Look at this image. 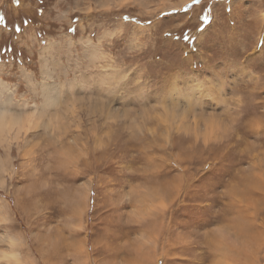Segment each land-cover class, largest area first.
Segmentation results:
<instances>
[{"label": "rangeland", "instance_id": "1", "mask_svg": "<svg viewBox=\"0 0 264 264\" xmlns=\"http://www.w3.org/2000/svg\"><path fill=\"white\" fill-rule=\"evenodd\" d=\"M0 107V264H264V0H0Z\"/></svg>", "mask_w": 264, "mask_h": 264}, {"label": "bare ground", "instance_id": "2", "mask_svg": "<svg viewBox=\"0 0 264 264\" xmlns=\"http://www.w3.org/2000/svg\"><path fill=\"white\" fill-rule=\"evenodd\" d=\"M95 75H96V73H94ZM105 74V73H104ZM100 75V74H99ZM123 76V75H122ZM101 77V76H100ZM98 78V77H97ZM103 77H101V78H99V79H102ZM125 79V78H124ZM127 79V78H126ZM137 79V78H136ZM102 80H104V78L102 79ZM107 80V79H106ZM114 80V79H113ZM105 81V80H104ZM107 81H109V80H107ZM113 82V81H112ZM108 83V82H107ZM123 83H124V81H123ZM111 84V83H110ZM110 86V85H109ZM112 86H113V84H112ZM95 87V86H94ZM98 87H101V86H98ZM54 89L55 88H53V91H54ZM89 89V88H88ZM91 89V88H90ZM93 89V88H92ZM103 89V88H102ZM50 90V89H49ZM95 91V90H94ZM47 92V91H46ZM50 92H51V90H50ZM63 92V91H62ZM68 92V95H69V92H72V90H68L67 91ZM65 93V92H64ZM95 93V92H94ZM105 93V92H104ZM134 93L136 94V95H134L135 97H134V99H133V101H136V102H138L140 105H142V103L144 102V94L145 93H143V92H140L139 90L137 91V93H136V91L134 90ZM133 93V94H134ZM73 94H74V96H75V93H71L70 95H72L73 96ZM43 95H44V93H43ZM51 95V94H50ZM54 95V94H53ZM91 95V94H90ZM95 95V94H94ZM45 96V95H44ZM92 96V95H91ZM60 97H62V96H60ZM100 98H101V96H99ZM92 98V97H91ZM51 99V98H50ZM82 99V98H81ZM74 100V99H73ZM100 101H102V100H100ZM157 101V100H156ZM52 102V101H51ZM47 103V102H46ZM53 103V102H52ZM77 104V103H76ZM76 104H74V105H76ZM139 104H137V105H139ZM74 105H72V106H74ZM71 106V107H72ZM71 109V108H70ZM74 114V113H73ZM88 114V113H87ZM89 115V114H88ZM164 117H166L165 115H164ZM169 118V117H168ZM184 118V117H183ZM169 119H171V117L169 118ZM167 120V119H166ZM170 121V120H169ZM169 121H167V122H169ZM4 122H6L8 125H11V124H13V125H19L20 123H22V119L21 118H15L14 116H11L8 112H7V110H6V107H4V108H2V107H0V132H2V131H7L8 132V134H11V131L9 130V129H7V128H5V127H2V125H3V123ZM166 124V123H165ZM165 124H164V126H165ZM174 124V123H173ZM129 125V124H128ZM129 127V126H128ZM168 127V126H167ZM26 128V130H25V132L26 131H28L29 129H30V126L28 125V126H26L25 127ZM131 128V127H130ZM173 128V127H172ZM132 129V128H131ZM125 130V129H124ZM170 130V129H169ZM13 131H14V129H13ZM18 133H19V130H16ZM173 131V130H172ZM168 132V131H167ZM172 133V132H171ZM130 134V133H129ZM132 135H135V134H133V131H132V133H131ZM176 134V133H175ZM140 135V134H139ZM15 136V135H14ZM18 136V135H17ZM21 137V136H20ZM103 151H104V149H103ZM102 152V151H101ZM146 183V182H145ZM149 183V182H148ZM146 185V184H145ZM144 187V186H143ZM141 188V187H140ZM142 193V192H141ZM141 195V194H140ZM146 197V196H145ZM168 203V202H167ZM166 203V204H167ZM171 203V202H170ZM169 204V203H168ZM254 206V205H253ZM168 207V206H167ZM253 208V207H252ZM254 209V208H253ZM19 240V239H18ZM20 242V241H19ZM17 244H19V243H17ZM16 244V245H17ZM41 257V256H40ZM19 261V260H18Z\"/></svg>", "mask_w": 264, "mask_h": 264}, {"label": "trees", "instance_id": "3", "mask_svg": "<svg viewBox=\"0 0 264 264\" xmlns=\"http://www.w3.org/2000/svg\"><path fill=\"white\" fill-rule=\"evenodd\" d=\"M194 4V3H193ZM192 6V5H191ZM206 16H203L201 20L205 21L206 20Z\"/></svg>", "mask_w": 264, "mask_h": 264}]
</instances>
